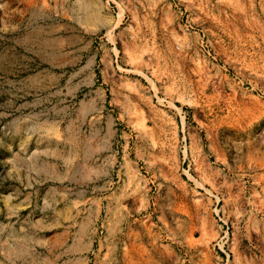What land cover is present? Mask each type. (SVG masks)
<instances>
[{"label":"rangeland","instance_id":"rangeland-1","mask_svg":"<svg viewBox=\"0 0 264 264\" xmlns=\"http://www.w3.org/2000/svg\"><path fill=\"white\" fill-rule=\"evenodd\" d=\"M0 264H264V0H0Z\"/></svg>","mask_w":264,"mask_h":264}]
</instances>
